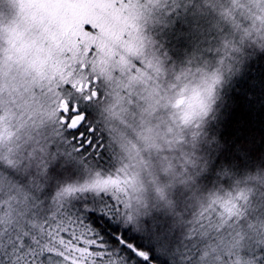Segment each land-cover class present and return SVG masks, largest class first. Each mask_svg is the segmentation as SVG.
Returning a JSON list of instances; mask_svg holds the SVG:
<instances>
[{"label":"snow or ice","instance_id":"snow-or-ice-1","mask_svg":"<svg viewBox=\"0 0 264 264\" xmlns=\"http://www.w3.org/2000/svg\"><path fill=\"white\" fill-rule=\"evenodd\" d=\"M85 15L127 50L95 22L65 47ZM0 26V264H264V75L236 87L264 0H0ZM197 75L191 119L165 98Z\"/></svg>","mask_w":264,"mask_h":264},{"label":"rangeland","instance_id":"rangeland-1","mask_svg":"<svg viewBox=\"0 0 264 264\" xmlns=\"http://www.w3.org/2000/svg\"><path fill=\"white\" fill-rule=\"evenodd\" d=\"M31 2V0H18V3L23 5L26 3ZM87 2L103 4L107 3L108 0H87ZM97 23V27L100 29L98 35L93 37L89 34L90 43L95 44L97 47V55L104 56L108 54H118V52L126 51L127 44L124 42L123 37L108 23L101 24L99 21L96 20L94 17H89L87 15L82 16L74 21L72 29H70L64 37L63 43L64 46L67 48L74 49L79 43V36L76 35V32H82V24L83 23ZM168 38L171 40V46L173 47L172 36L173 33L167 34ZM0 41L6 43V38L4 35V29L0 26ZM183 41V40H182ZM114 58V56H113ZM180 73L177 72L176 76H179ZM173 82L176 84V91L181 92L183 91V95L175 96L174 99L169 100L165 98V103L170 104L171 107L174 109H180L183 111L188 117L191 119L196 118V114L198 111L196 110L195 106L192 104L191 95L195 94L196 92L193 91L195 89V84L200 83V77L197 75L193 78V81L188 82V88L185 89V84L183 81L176 82V77L174 76ZM172 92L167 93V96H173ZM211 191V190H210Z\"/></svg>","mask_w":264,"mask_h":264},{"label":"trees","instance_id":"trees-1","mask_svg":"<svg viewBox=\"0 0 264 264\" xmlns=\"http://www.w3.org/2000/svg\"><path fill=\"white\" fill-rule=\"evenodd\" d=\"M181 27L182 26L178 23L176 26V30H179ZM173 34L175 35V32H173ZM186 47H187V44L185 41H182V40H180L179 42H177L176 40L173 41V48H174L173 55L181 56L183 49ZM262 75H264V61H261L259 58H257L256 62H250V65L248 68H246L245 73L242 74L241 77L237 78L238 79V84L236 85L237 89L241 90V89L246 88L249 82L256 83L257 79L261 77ZM252 78H256V79H252ZM199 86H200V83L195 84V88H199ZM202 99H203L202 90L199 95L197 93L191 95L192 104L195 106L197 111H199V107H200V103ZM238 119H245L246 123L248 122L247 117H241L239 114L233 116L232 118L233 122H235ZM233 131L234 130L232 129L231 125H229V129L225 133V135L231 136L233 135ZM220 187L222 188L223 186H220Z\"/></svg>","mask_w":264,"mask_h":264}]
</instances>
